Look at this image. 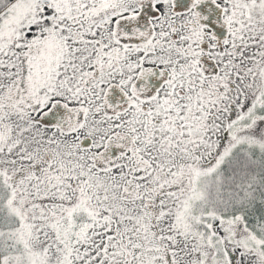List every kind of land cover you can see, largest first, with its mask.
Listing matches in <instances>:
<instances>
[{
    "label": "snow or ice",
    "instance_id": "snow-or-ice-1",
    "mask_svg": "<svg viewBox=\"0 0 264 264\" xmlns=\"http://www.w3.org/2000/svg\"><path fill=\"white\" fill-rule=\"evenodd\" d=\"M0 264H264V0H0Z\"/></svg>",
    "mask_w": 264,
    "mask_h": 264
}]
</instances>
